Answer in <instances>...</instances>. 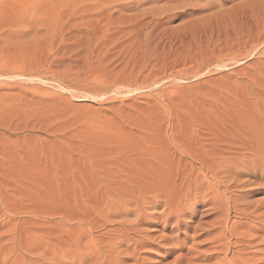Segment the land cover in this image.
<instances>
[{
    "label": "rangeland",
    "instance_id": "obj_1",
    "mask_svg": "<svg viewBox=\"0 0 264 264\" xmlns=\"http://www.w3.org/2000/svg\"><path fill=\"white\" fill-rule=\"evenodd\" d=\"M259 2L0 0V233L26 230L32 240L39 231L44 264H84L95 236L105 251L120 243L107 258L121 264L128 253L121 223L135 217L125 212L149 198L126 181L157 164L159 153L167 169L178 161L196 169L206 163L203 152L206 164L226 157L259 164L264 17L252 9ZM240 177L229 187L233 197L264 198L263 178ZM162 203L146 204L137 225L136 238L150 236L138 247L139 264H218L214 215L185 216L172 229ZM245 221L230 211V223ZM259 231L264 237V225Z\"/></svg>",
    "mask_w": 264,
    "mask_h": 264
},
{
    "label": "bare ground",
    "instance_id": "obj_2",
    "mask_svg": "<svg viewBox=\"0 0 264 264\" xmlns=\"http://www.w3.org/2000/svg\"><path fill=\"white\" fill-rule=\"evenodd\" d=\"M252 9L258 14V18L262 19L264 17V0H261V2H259L255 7L253 6ZM254 16L257 15L254 14ZM107 18H110V15L107 16ZM241 19H243V17ZM239 22L241 24L242 21L239 20ZM246 22V24H248L247 20ZM257 23L250 26L248 25L249 27L247 26L248 28L244 33H246V35L248 36L252 30L257 28ZM243 25L245 24L243 23ZM20 75L21 74H17L16 76ZM3 76H5V74H3ZM134 89L137 90L138 87ZM229 141H231V139ZM224 151L233 152L231 147L225 148ZM197 152L200 153V150H197ZM213 152H210V154L215 155L216 149ZM203 153L198 154V157L200 155L199 158L207 163L208 159L206 155L203 156ZM160 154L161 156L159 158L158 156ZM162 154L163 153H159L158 155L155 153V156L157 155V157L159 158L156 159L158 160L157 164H153L151 160L149 167L147 164V171L143 170V173H141V171L140 173L138 172L139 176H136L135 179L133 177L137 174L130 177L126 175L127 173L124 175L127 176L128 179L132 177L133 180L130 179L129 182L126 181V186L124 184H121V186L127 187L128 185H131V187H134L132 188V191L133 189L136 190L137 188L140 189L142 187L144 191L141 190V192L149 193V198L148 200H144L145 198L139 197V200L135 199V201L133 199V201L135 202V208H133L132 210L130 209V211H126L127 208L125 206V214H130L131 212L133 214V217H135L133 218V220H131V222L129 221L128 224H126L128 220L125 224L121 223V235L124 238V242L126 243L125 248H122L121 252L128 251V253H122L126 258H121V264H123V261L128 258L132 259V264L140 263V257L139 255H137L139 249L138 247L143 246L150 239V236L149 238H146L145 235L143 237L140 236L139 238H136L135 236L141 235L137 234L141 233L139 230L140 227H137V225L145 220V216L143 217L145 212L143 213V211L145 210L146 204H148L152 208V206H159L161 202H163L162 204L164 206V209L160 214L161 219L163 218V221L165 222L164 224L168 226L170 225L169 223H171L172 229H179L180 226L184 223V219L187 216H191L193 214H200V216L214 215V219L210 223L213 227L214 233H212V236L210 235V239L218 249V264H264V248H261L264 243V237H262V235L259 236L258 234L260 232V225H264V198L256 201H251L247 197L248 194L244 196L235 194L233 197L229 192V187L231 186V184L234 183V186H236L237 184L235 185V183L240 181L239 177L241 175L249 174L252 177H261L264 181V157L259 164H256L252 167L248 166V164L239 166L241 163H235L231 158L225 156L226 158H223L221 162H216L217 160H213L214 162H211V164L200 162V165H198V168L196 169H194V165H192V163H190V166H188L189 163L188 165L186 164L187 166L185 165V163H183V165H178L180 161L175 163L173 167L167 169L164 167V163L167 164L165 162L167 161V157H165V154H163L164 156ZM184 155L185 154L180 155L181 160H184ZM198 157L196 158L192 155V161L196 160L198 163ZM154 160L155 159H153V161ZM145 173L148 174L149 178L145 177ZM159 173L164 175H161V177L159 176L160 178H164L167 174L166 177L168 178H166L167 181H165L166 185L164 188L160 186V180L156 176ZM253 173L254 175H252ZM142 174L143 179H139L140 177H142ZM127 177L124 180H127ZM144 177L147 181L144 179ZM163 180L164 179H162V181ZM242 181L243 180L241 179V182ZM130 182L133 184V186ZM156 184L159 185L156 186ZM153 186L155 188L159 186V188L153 189ZM129 190L131 192L130 188ZM138 191L140 192V190ZM199 204L204 206L202 210H199V208H197ZM238 205H241V207L238 208ZM1 211L2 209L0 210V212ZM230 211H233L237 216L239 215L246 221L244 223H230ZM251 222L255 223L254 226L250 224ZM35 225L36 228L39 229V224L35 223ZM243 225L244 227L247 226L245 231L239 232V227ZM1 226H4V224H1ZM40 236L41 233L38 231V234L35 233L33 239L30 240V236L26 230L22 231L19 236H16V232L13 230H4V232H1L0 237H2L3 240L2 242H0V264H44L45 258L42 252V242L40 241ZM122 241L123 240L121 239V245ZM177 242L173 240V242L171 243V247L177 246ZM97 243L99 242H97L96 237L93 236V240H91V250L88 253V257L84 259V264H110V259H108L107 256H111L113 252L118 251L117 247H119L120 245V243H115L114 247H110L105 251L103 248L97 247ZM192 261L190 260V258H176L174 260V264H194L192 263ZM76 264L82 263L77 262ZM113 264L118 263L114 262Z\"/></svg>",
    "mask_w": 264,
    "mask_h": 264
}]
</instances>
